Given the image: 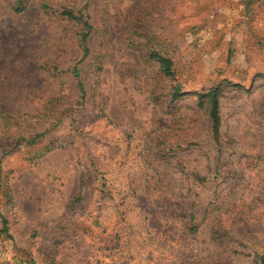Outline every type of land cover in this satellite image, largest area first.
Masks as SVG:
<instances>
[{
	"label": "rangeland",
	"instance_id": "374dc122",
	"mask_svg": "<svg viewBox=\"0 0 264 264\" xmlns=\"http://www.w3.org/2000/svg\"><path fill=\"white\" fill-rule=\"evenodd\" d=\"M22 1L0 0V264H264V0Z\"/></svg>",
	"mask_w": 264,
	"mask_h": 264
},
{
	"label": "trees",
	"instance_id": "16d2710c",
	"mask_svg": "<svg viewBox=\"0 0 264 264\" xmlns=\"http://www.w3.org/2000/svg\"><path fill=\"white\" fill-rule=\"evenodd\" d=\"M24 4L22 0H19L18 2V7L16 8V11H21L24 8ZM69 14H71L73 16L72 12H68ZM86 25L88 27H90L89 23L86 22ZM88 38V33H85L82 36V43L84 45V50L87 53L89 51L88 47L86 46V41ZM157 58L161 63V67H162V71L167 74L170 75L172 73V60L160 53H157ZM76 71V75H78V71ZM80 88L83 91V84L80 82L79 83ZM180 89L179 88H175L174 91V97H176L177 95H179ZM219 95H220V89L219 87H212L210 88V90L207 92L206 96L208 97V102H209V116H210V120H211V124H212V130H213V135L214 138L216 140L219 139L220 134H221V112H220V100H219ZM0 114L5 116V118L9 119L12 118L11 115H4L2 111H0ZM40 135L36 136L32 142L36 141L37 138H39ZM3 224H4V231L8 232V223L7 220L4 219L3 220Z\"/></svg>",
	"mask_w": 264,
	"mask_h": 264
}]
</instances>
